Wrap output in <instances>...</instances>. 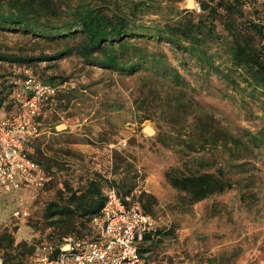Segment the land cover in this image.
<instances>
[{"label":"trees","instance_id":"obj_1","mask_svg":"<svg viewBox=\"0 0 264 264\" xmlns=\"http://www.w3.org/2000/svg\"><path fill=\"white\" fill-rule=\"evenodd\" d=\"M184 1L0 0V32L23 39L0 41V110L19 106L11 76L32 74L56 86L41 102L46 129L26 145L48 179L36 187L26 214L30 236L19 237V223L0 225L6 264H39L43 248L51 244L57 253L68 235L95 239L93 218L110 187L123 197L133 194L145 213L158 217L166 207L189 212L232 190L238 175L264 169V6L256 0H198L197 10L182 7ZM72 54L117 74L129 100L108 96L90 103L89 93L66 85L68 78L47 73L53 61ZM29 67L35 70L27 72ZM207 90L219 103L238 104L248 117L261 110V125L231 129L202 99ZM60 111H68L74 131L56 129ZM146 120L155 122L156 134H134L118 147L124 123ZM77 143L94 151H80L72 146ZM148 152L165 158L163 177L176 190L165 206L141 188L146 172L140 163ZM177 229L170 222L145 232L139 249L147 263L163 264V244ZM263 245L201 254L198 264H255L256 256L243 262V255L263 254Z\"/></svg>","mask_w":264,"mask_h":264},{"label":"rangeland","instance_id":"obj_2","mask_svg":"<svg viewBox=\"0 0 264 264\" xmlns=\"http://www.w3.org/2000/svg\"><path fill=\"white\" fill-rule=\"evenodd\" d=\"M181 6L193 8V0H185ZM19 34L10 31L0 32V41L8 44L20 43L23 39ZM53 62L56 63L47 68V73L68 78L67 86L78 87L82 92L90 94L87 95L88 102L91 103L90 98L97 100L108 96L111 98L124 96L129 100V91L117 74H107L102 68L88 65L74 54ZM46 63L44 61L42 64ZM12 68L15 66L13 65ZM34 70L31 67L26 69L28 72ZM202 99L211 103L212 110L233 130H237L238 126L254 127L262 123L261 110H256L254 115L248 117L241 113L242 109L238 104L219 103L216 95L208 90L203 93ZM16 109V104L10 110L2 108L0 116ZM59 115L61 122L57 124L56 129L74 131L75 125L72 123V117L68 116V111H60ZM88 119L89 117H85L83 123L88 122ZM45 129L46 127L43 126L42 130ZM120 132L122 138L118 142V147H124L128 138L134 134L142 133L146 136L156 134V125L152 120H146L141 125L126 122L122 125ZM72 146L83 152L94 151V148L87 143H77ZM164 163H166L165 158L162 156L158 158L148 152L143 154V162L140 163L141 166L139 165L146 172L141 188L155 194L162 206L175 200L176 195V190L163 177L161 169ZM238 177L240 181L232 190L196 203L189 212L172 213L166 207L165 215L162 213L155 217L157 226L170 224V222L178 224L177 236L166 238L163 244L160 256L163 257L161 259L163 264H198L201 254L208 256L214 253L218 255L230 253L237 244L245 245V247L257 245L259 242L264 244V169L251 173L244 172ZM38 192L39 188L25 186L17 190L0 191V225L19 223L21 224L19 237L30 236L25 219L31 200ZM242 195L246 198L243 197V199ZM16 210L21 211L19 216L15 214ZM196 252H201L197 254L198 257ZM261 252H264V245L261 247ZM255 256L257 258L255 264H264V253L249 256L245 253L243 262L250 258L255 259Z\"/></svg>","mask_w":264,"mask_h":264},{"label":"built area","instance_id":"obj_3","mask_svg":"<svg viewBox=\"0 0 264 264\" xmlns=\"http://www.w3.org/2000/svg\"><path fill=\"white\" fill-rule=\"evenodd\" d=\"M256 1L264 6V0ZM193 8L201 9L198 0H193ZM10 81L19 106L0 116V191L41 187L48 179L26 145L42 132L41 102L55 93L56 86L43 83L32 74L11 76ZM107 197L105 206L93 218L97 227L95 239L65 236L57 253L53 254L51 244L43 248L39 264H159L147 263L139 249L145 232L156 228V218L142 210L133 194L123 197L110 187ZM15 214L19 216L21 211L16 210ZM0 264H6L1 254Z\"/></svg>","mask_w":264,"mask_h":264}]
</instances>
